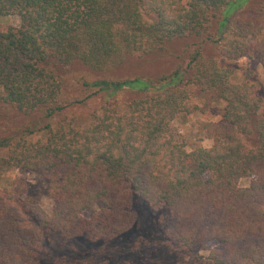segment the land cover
I'll return each instance as SVG.
<instances>
[{
	"label": "trees",
	"instance_id": "1",
	"mask_svg": "<svg viewBox=\"0 0 264 264\" xmlns=\"http://www.w3.org/2000/svg\"><path fill=\"white\" fill-rule=\"evenodd\" d=\"M234 1L0 0V18H21L18 27L0 25V100L49 121L38 129L43 140L30 139L31 126L0 138V152L7 151L0 156V264H41L50 232L119 241L121 252L145 248L151 237L138 230L145 224L139 199L171 210L169 240L188 256L196 258L199 245L212 264H264V92L254 82H234L218 57L195 48L185 69L157 78L84 81L107 95L101 112L86 125L51 123L67 106L58 65L114 67L175 38L202 36L220 11L218 36L206 39L226 58L256 56L264 66V3L236 13L245 0L226 11ZM191 86L225 106L220 122L200 121L212 146L188 150L174 121L198 109ZM119 92L134 96L120 101ZM11 168L48 181L52 211L20 178L2 183V170ZM243 178H252L250 185L242 186Z\"/></svg>",
	"mask_w": 264,
	"mask_h": 264
},
{
	"label": "rangeland",
	"instance_id": "2",
	"mask_svg": "<svg viewBox=\"0 0 264 264\" xmlns=\"http://www.w3.org/2000/svg\"><path fill=\"white\" fill-rule=\"evenodd\" d=\"M245 0H235L225 7L226 11L233 10ZM264 0H248L239 13L249 12L258 8ZM228 14V12H227ZM223 17L222 11L213 17L210 29L202 36L190 35L188 37L175 38L169 41L162 51L154 52L146 56L130 55L120 65L105 70H93L80 61L70 65H58L56 71L64 81L62 93L63 104L67 105L62 113L51 123L57 126L59 123H78L86 125L92 119L94 113L101 112L105 103L106 94L96 92L95 88L84 85V81L98 79H128L136 76L157 78L164 74H170L176 69H185L189 61V55L195 48H201L207 56H216L222 66L231 68L233 81L248 80L254 82L258 93L264 92V66L259 57H242L229 59L221 55L218 47L211 40L206 39L208 34L218 36L219 21ZM2 28L8 26L18 27L21 18L18 15H10L0 18ZM190 72H185V81L190 77ZM192 100L198 105V109L192 113L177 116L174 124L177 128V139L186 144L188 150L197 147H210L213 144L208 133L200 126V121L220 122L222 109L225 102L215 97L212 93L204 91L200 86H191ZM134 96L132 92H119L115 95L120 101ZM46 119H42L39 113L19 111L17 108L0 100V138L17 133H23L27 126L34 127L36 132L30 135L33 141L43 140L46 132L38 130L45 125ZM7 154L1 151L0 156ZM2 183L20 178L27 188L28 195L37 198L44 209L52 211L54 201L48 193V181L39 172L25 169L2 170ZM252 178L241 179L242 186H248ZM137 211L144 216V227L138 229L141 234L151 237V243L145 248L131 252L119 251L121 242L110 244L90 241L86 238L67 240L58 232L47 234L40 250L38 259L41 264H212L208 261V251L196 245L193 251L196 258L188 256L186 251L176 247L169 236L173 228L171 210L161 205H151L142 199L136 203ZM93 210L91 211V213ZM107 260V262H106ZM77 261V262H76Z\"/></svg>",
	"mask_w": 264,
	"mask_h": 264
}]
</instances>
